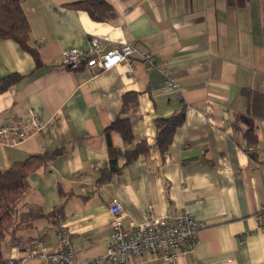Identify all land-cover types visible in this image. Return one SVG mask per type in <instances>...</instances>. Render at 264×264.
<instances>
[{"label":"crops","instance_id":"crops-1","mask_svg":"<svg viewBox=\"0 0 264 264\" xmlns=\"http://www.w3.org/2000/svg\"><path fill=\"white\" fill-rule=\"evenodd\" d=\"M81 1L22 0L39 65L14 40H0V79L21 76L0 92V126L23 124L31 113L41 124L17 145L0 147V168L59 151L45 169L29 174L28 201L45 213L64 204L60 224L76 262L107 252L108 205L116 197L126 225L181 212L199 223L193 249L177 251L178 264H264V227L257 218L264 206V118L248 113L251 93L243 90L264 95L261 14L255 19L249 2L237 8L225 0H106L115 16L95 21L73 6ZM91 37L110 46L131 43L152 54L156 66L146 69L134 54L132 73L125 62L96 74L63 68V53L84 49ZM164 73L175 85L164 83ZM128 92L138 94V110L129 115L130 142L104 132ZM183 106L184 122L162 157L154 120ZM248 128L258 137L254 144L244 136ZM107 139L122 152L140 141L149 150L100 178ZM36 224L44 232V220ZM39 228L19 233L20 241L37 236ZM45 244H57L53 229ZM4 249L5 257L23 254L9 241ZM125 264L163 263L145 252Z\"/></svg>","mask_w":264,"mask_h":264},{"label":"trees","instance_id":"trees-1","mask_svg":"<svg viewBox=\"0 0 264 264\" xmlns=\"http://www.w3.org/2000/svg\"><path fill=\"white\" fill-rule=\"evenodd\" d=\"M250 0H225L229 7H243ZM22 0H0V40L12 39L24 50L28 51L36 65L41 63L38 52L28 44L30 27L28 20L21 6ZM88 12L95 21H106L115 16L114 8L106 0H82L73 4ZM21 78L20 75L11 73L0 79V92L4 91L11 84ZM251 93L248 105V113L254 116L261 115L264 118V95L255 90H246ZM138 110V94L128 92L122 96V106L119 115L105 128L106 135L110 131L118 132L122 139L130 142L133 138L130 114ZM185 118V106L175 110L167 116L156 117L154 145L160 150L162 157L170 152L173 135L180 127ZM238 121L234 123L239 127ZM249 144L257 142V135L253 128L243 131ZM108 142V162L102 169V177L106 178L113 173L119 172L125 165L134 161L140 154H146L149 146L145 141H140L132 150L122 152L114 148L109 139ZM59 153L45 151L40 154H31L21 161L12 163L7 168H0V264H8V257H5L2 250L4 241H9L16 245L20 242L19 233L36 229L37 222L44 220L46 226L42 233L37 236H29L45 243L50 239V229L54 230V235L58 238L62 229L60 224L65 218L64 204L55 206L50 212L45 213L39 204L28 201L31 192L28 176L38 168H46L47 162L51 161ZM123 157V162L119 164V159Z\"/></svg>","mask_w":264,"mask_h":264},{"label":"built area","instance_id":"built-area-1","mask_svg":"<svg viewBox=\"0 0 264 264\" xmlns=\"http://www.w3.org/2000/svg\"><path fill=\"white\" fill-rule=\"evenodd\" d=\"M134 54L146 69L156 66V59L149 52L138 51L128 42L110 46L107 40L99 37L89 38L84 49L73 48L65 51L61 66L68 70L84 68L96 74L125 62L132 73L131 59ZM164 76L166 85H175L167 73ZM40 128L41 124L34 113L29 114L23 124L1 125L0 147L15 146ZM108 210L110 233L104 255L83 262L74 261L75 253L69 233L63 227L59 231L57 244L53 247L35 239L18 242L15 247L23 254L8 257V264H125L145 252L163 264H178L177 251H191L196 242L199 223L186 212L151 216L141 223L126 225L121 217L122 204L118 198L113 197L110 200ZM257 218L264 227V206Z\"/></svg>","mask_w":264,"mask_h":264},{"label":"rangeland","instance_id":"rangeland-1","mask_svg":"<svg viewBox=\"0 0 264 264\" xmlns=\"http://www.w3.org/2000/svg\"><path fill=\"white\" fill-rule=\"evenodd\" d=\"M248 4H251V9H252L251 11H252V14H254L253 17L255 19L259 18V15H258L259 13L261 14L262 18L264 19V0H250ZM263 25H264V22H263ZM262 35L264 36V30H263V34ZM39 227H41V228H39ZM38 228H39V232L38 233L42 232V225L38 226L36 229H38ZM36 229L33 230L34 233L36 232ZM7 243H8L7 240L4 241L2 247L5 248V246H7ZM3 252L6 255L7 250L4 249Z\"/></svg>","mask_w":264,"mask_h":264}]
</instances>
